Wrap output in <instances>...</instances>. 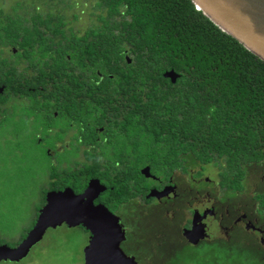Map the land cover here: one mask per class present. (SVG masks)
Returning a JSON list of instances; mask_svg holds the SVG:
<instances>
[{"label": "flooded vegetation", "instance_id": "af4514ba", "mask_svg": "<svg viewBox=\"0 0 264 264\" xmlns=\"http://www.w3.org/2000/svg\"><path fill=\"white\" fill-rule=\"evenodd\" d=\"M89 6L0 0V167L16 157L19 168L28 157L38 166L37 217L49 192L82 194L99 180L94 203L119 216L123 249L145 242L135 233L141 212L151 249L208 250L222 264L248 254L264 264V150H210L203 160L187 149L202 145L183 134V105L174 103L181 75L165 70L164 85H153L148 53L143 70L135 38ZM159 89L169 90L163 101Z\"/></svg>", "mask_w": 264, "mask_h": 264}, {"label": "trees", "instance_id": "16d2710c", "mask_svg": "<svg viewBox=\"0 0 264 264\" xmlns=\"http://www.w3.org/2000/svg\"><path fill=\"white\" fill-rule=\"evenodd\" d=\"M94 4L102 7L103 20L120 23L135 38L137 52L144 54L138 60L143 70L148 53V79L153 85H164L165 70L181 75L174 103L183 105V134L186 139L198 135L202 145L200 151L197 146L187 149L203 160L211 158L210 150L220 154L241 147L250 153L264 150L263 59L219 28L193 0ZM142 77L138 79L143 81ZM160 93L163 101L169 90ZM246 260L234 259L232 264H262L256 258ZM200 261L196 258L193 264ZM206 261L214 264L211 258Z\"/></svg>", "mask_w": 264, "mask_h": 264}, {"label": "water", "instance_id": "95a60500", "mask_svg": "<svg viewBox=\"0 0 264 264\" xmlns=\"http://www.w3.org/2000/svg\"><path fill=\"white\" fill-rule=\"evenodd\" d=\"M219 28L236 38L247 49L264 60V0H193ZM175 79L174 70L165 73ZM99 180L92 181L82 194L71 188L49 192L46 204L40 209L34 226L15 246L0 244V264L21 262L27 258L49 229L63 224L82 226L91 233L84 248L83 264H138L133 255L121 247L126 238L119 216L105 205H96L102 191Z\"/></svg>", "mask_w": 264, "mask_h": 264}, {"label": "rangeland", "instance_id": "374dc122", "mask_svg": "<svg viewBox=\"0 0 264 264\" xmlns=\"http://www.w3.org/2000/svg\"><path fill=\"white\" fill-rule=\"evenodd\" d=\"M94 2L95 0H88V5H94ZM17 159V157L14 160L4 159L6 162L0 167V244L6 243L10 246H15L22 241L27 230L34 225L37 211L43 202L42 195L36 187L43 185L44 181L36 185L33 180L38 166L28 157L23 168H19L16 164ZM31 192L35 194H30ZM137 213L135 233L139 234L145 242L143 241L138 247L135 244L131 247L125 245L124 251L127 254H133L139 264H167L168 261V264H193L199 257L202 259L201 264H211V261L206 260L209 259L208 256L212 254V251L188 249L182 252L178 249L168 255L165 252L161 253L164 249L158 251L148 247V216H142L141 212ZM172 237L171 245L175 247L176 235L173 234ZM87 242L88 234L82 228L62 225L56 229H49L43 240L33 247L29 256L21 261L22 263L4 261L1 264H83L84 248ZM247 255L234 254L233 260L243 259L248 257ZM217 263L214 261V264Z\"/></svg>", "mask_w": 264, "mask_h": 264}]
</instances>
